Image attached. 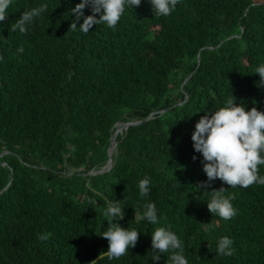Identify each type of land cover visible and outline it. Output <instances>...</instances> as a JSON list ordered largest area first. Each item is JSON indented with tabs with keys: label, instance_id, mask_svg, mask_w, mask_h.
I'll return each mask as SVG.
<instances>
[{
	"label": "trees",
	"instance_id": "16d2710c",
	"mask_svg": "<svg viewBox=\"0 0 264 264\" xmlns=\"http://www.w3.org/2000/svg\"><path fill=\"white\" fill-rule=\"evenodd\" d=\"M78 3L12 0L0 23V264H153L151 233L161 226L184 242L189 264H264V185L199 187L207 177L191 140L204 112L231 94L246 111L264 112L255 73L264 63V0H179L168 17L142 0L115 28L88 31L70 27ZM41 4L47 11L26 34L10 31ZM136 121L116 136L110 171L88 174L105 166L115 124ZM145 176L151 190L141 197ZM221 187L237 210L230 220L207 208L204 191ZM106 199H125L113 222L141 232L118 260L104 255L100 236ZM148 202L158 224L134 219ZM223 236L234 241L231 256L217 254Z\"/></svg>",
	"mask_w": 264,
	"mask_h": 264
},
{
	"label": "clouds",
	"instance_id": "9594fccd",
	"mask_svg": "<svg viewBox=\"0 0 264 264\" xmlns=\"http://www.w3.org/2000/svg\"><path fill=\"white\" fill-rule=\"evenodd\" d=\"M141 2L142 0H80L75 7H71L74 22H71L70 27L73 30L82 28L88 31L96 23H103L110 28H115L126 8L134 9ZM11 3L12 0H0V23L9 17L8 9ZM149 3L154 16L168 17L175 11L179 0H149ZM47 7V4H41L23 11L15 23L10 26V31L26 34L34 21L47 11ZM86 8L90 9L91 15H84ZM81 20L83 23H80ZM16 51L18 54L23 53V46L17 48ZM255 73L260 77L257 86H264V63L256 66ZM125 124H115L113 133L118 131L113 138L116 139L118 134L128 129H120ZM191 140L194 151L202 155V170L207 177V181L202 182L199 187L207 188L209 183L216 179L229 185L230 188H248L253 184L264 185V175H260L259 168L264 165V112L256 107L246 111L245 104L237 103L231 94L223 106L215 108L212 112H204L195 124ZM115 151L116 147L113 153ZM195 159L197 157L193 156V160ZM99 171L92 170L88 174H99ZM138 190L141 197L148 196L151 190L149 177L145 176L138 181ZM205 192L210 194V199L206 201V204L214 217L230 220L237 215V210L232 203L233 197L225 194L224 187L212 191L205 190ZM123 200H105L106 207L103 214L108 227L100 236L108 241L109 247L104 255L109 260H118L127 254L131 248L136 246L141 234L136 228L125 229L119 223L113 222L124 217ZM134 219L145 220L153 225L158 224L159 216L155 203L144 204L142 212L138 216L134 215ZM210 224L205 225L207 227ZM40 239H47V236H41ZM233 243L234 241L229 236L220 237L217 242V254L231 256ZM151 252L153 253V264L160 261L161 254L164 253H169L168 264H189L185 255L184 242L176 232L171 230L170 226L157 227L151 233Z\"/></svg>",
	"mask_w": 264,
	"mask_h": 264
},
{
	"label": "water",
	"instance_id": "95a60500",
	"mask_svg": "<svg viewBox=\"0 0 264 264\" xmlns=\"http://www.w3.org/2000/svg\"><path fill=\"white\" fill-rule=\"evenodd\" d=\"M187 80V79H186ZM185 80V81H186ZM185 81L182 83V85L185 83ZM153 114H151L147 119H150L152 117ZM140 122H133V123H126L125 125L121 126L120 129H127L129 126H132V125H136V124H139ZM118 130H116L113 134H112V137H111V142H110V146L108 148V159H107V163H106V166L102 168L101 171H99L100 173H103V172H107L110 170V168L112 167V162H111V157L113 155V152L115 150V147L117 146V141L114 137V135L117 133ZM7 152H4L3 154H1L0 156H3L4 154H6ZM1 165H5V163H2Z\"/></svg>",
	"mask_w": 264,
	"mask_h": 264
}]
</instances>
